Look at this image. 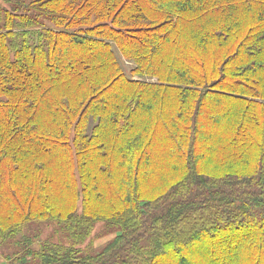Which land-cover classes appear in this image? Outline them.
<instances>
[{
	"label": "trees",
	"instance_id": "16d2710c",
	"mask_svg": "<svg viewBox=\"0 0 264 264\" xmlns=\"http://www.w3.org/2000/svg\"><path fill=\"white\" fill-rule=\"evenodd\" d=\"M2 15L0 245L37 221L62 235L6 264H264V0ZM102 223L112 237L82 247Z\"/></svg>",
	"mask_w": 264,
	"mask_h": 264
},
{
	"label": "rangeland",
	"instance_id": "374dc122",
	"mask_svg": "<svg viewBox=\"0 0 264 264\" xmlns=\"http://www.w3.org/2000/svg\"><path fill=\"white\" fill-rule=\"evenodd\" d=\"M22 0H0V26L3 24V10L4 9H11L12 7H14L15 5H17L18 2H20ZM25 1H29V0H25ZM244 10H248V8L243 7ZM253 13L254 10L252 12L249 13V16L251 18H253ZM188 37H190L188 31H184V34H182V36L180 35V40L178 42V48H183L187 42L190 40ZM116 50V54L118 57V60L122 66V68L124 69V71L127 73V75L129 77H132V70L134 67H137L136 63L130 59L125 58V56L118 51V49ZM134 79L136 80H142L145 79L146 81H150V82H155L158 81L156 78H151V77H139V76H133ZM146 120H143L142 118L139 119L138 121V125L139 127L141 126H145ZM160 138L161 140L159 141V143H163L164 142V137H163V133L160 132ZM158 182H160V180L157 179H149L146 181L148 186H152L154 184H157ZM162 183V182H161ZM58 227L56 224L54 223H45V222H36L34 224H32L31 226H29L26 231L24 232V236L23 235H19L17 236V238L11 242V244H4V245H0V264H6L8 263V259H7V254L11 253L12 251L19 249L21 247H25L26 243H24L27 239H31V241H33V243L31 244L33 247H39L40 242L44 239H54L55 241H59L61 240L62 235L60 234V232H58ZM105 228H104V224H99L97 226V228L95 229V231L93 232V236L82 246L84 248H87L88 246L91 249H98L100 248L107 240H109V238L112 237V235L108 234V235H104Z\"/></svg>",
	"mask_w": 264,
	"mask_h": 264
}]
</instances>
